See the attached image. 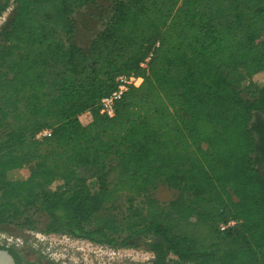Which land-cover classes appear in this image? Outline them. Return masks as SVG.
I'll return each instance as SVG.
<instances>
[{"label":"trees","instance_id":"16d2710c","mask_svg":"<svg viewBox=\"0 0 264 264\" xmlns=\"http://www.w3.org/2000/svg\"><path fill=\"white\" fill-rule=\"evenodd\" d=\"M85 2L0 0V15L13 6L0 28V232L32 211L44 235L143 245L153 264H264V0H109L82 48L72 17ZM118 75L142 83L108 118L96 104ZM160 180L177 192L166 205L148 197ZM120 195L124 210L98 218Z\"/></svg>","mask_w":264,"mask_h":264},{"label":"rangeland","instance_id":"374dc122","mask_svg":"<svg viewBox=\"0 0 264 264\" xmlns=\"http://www.w3.org/2000/svg\"><path fill=\"white\" fill-rule=\"evenodd\" d=\"M109 9V0H95L94 4L85 2L76 8L72 18L76 24L74 40L79 47L87 48L93 37L102 30ZM10 13L1 14L0 22L2 16H6L7 20ZM2 26L3 24L0 25V28ZM81 120L85 124L88 119L85 117ZM33 168V165L23 167L18 172V176L27 177ZM176 196L177 192L169 189L165 182L160 180L148 197L160 205H166ZM140 199L142 200V198ZM115 206H118L119 209L112 210L108 206L99 214L98 218H104L109 213L122 212L125 207L124 195L116 198ZM118 216H121L120 213ZM27 221L29 223L26 224ZM45 223V217L31 211L27 218L3 225L1 230L7 235L21 240L22 245L15 250L22 260L31 264H151L153 255L143 245L112 249L84 240L73 239L67 235L45 236L42 232ZM170 258L175 260L174 257Z\"/></svg>","mask_w":264,"mask_h":264},{"label":"built area","instance_id":"2783aa9c","mask_svg":"<svg viewBox=\"0 0 264 264\" xmlns=\"http://www.w3.org/2000/svg\"><path fill=\"white\" fill-rule=\"evenodd\" d=\"M12 8L13 6L12 4H10L9 7L2 13V15L11 12ZM5 22H6V16H2V21L0 22V25L4 24ZM149 58L150 56L145 60L144 63L140 65V68L146 69ZM141 83H142L141 76H137V75H129V76L118 75L116 76L114 78L113 89L107 95L101 97L96 104L98 113L108 118H112L115 114L116 102L121 99V97L128 91L129 88L138 87L140 86ZM85 117H87L88 119L85 124H88L91 120L90 113L85 112L83 115H81L78 118L82 125H85V124L82 122L81 118H85ZM49 135H50V130H42L35 135V139L41 140L45 137H48ZM236 224L237 222L235 221H229L226 224H220L219 230L224 231L227 228L234 227ZM21 245H22V242L19 238H16L11 235H7L4 232H0V246H5V247L15 249Z\"/></svg>","mask_w":264,"mask_h":264},{"label":"water","instance_id":"95a60500","mask_svg":"<svg viewBox=\"0 0 264 264\" xmlns=\"http://www.w3.org/2000/svg\"><path fill=\"white\" fill-rule=\"evenodd\" d=\"M0 264H15L13 257L7 250L0 249Z\"/></svg>","mask_w":264,"mask_h":264},{"label":"flooded vegetation","instance_id":"af4514ba","mask_svg":"<svg viewBox=\"0 0 264 264\" xmlns=\"http://www.w3.org/2000/svg\"><path fill=\"white\" fill-rule=\"evenodd\" d=\"M151 264H153L152 262H151ZM170 264V263H169Z\"/></svg>","mask_w":264,"mask_h":264}]
</instances>
